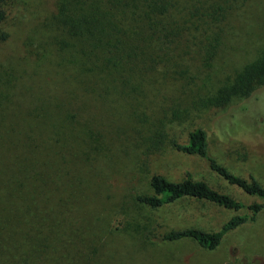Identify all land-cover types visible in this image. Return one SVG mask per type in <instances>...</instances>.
<instances>
[{"label":"rangeland","instance_id":"1","mask_svg":"<svg viewBox=\"0 0 264 264\" xmlns=\"http://www.w3.org/2000/svg\"><path fill=\"white\" fill-rule=\"evenodd\" d=\"M1 10L0 180L11 175L23 194L0 215L23 233L0 264H264V209L206 250L160 238L215 232L247 210L189 197L159 208L137 201L153 194L152 176L189 174L245 206L260 202L173 144L201 128L211 156L264 186V142L246 131L264 117V95L221 102L264 56V0H4ZM92 14L98 30L70 33L67 21Z\"/></svg>","mask_w":264,"mask_h":264},{"label":"trees","instance_id":"2","mask_svg":"<svg viewBox=\"0 0 264 264\" xmlns=\"http://www.w3.org/2000/svg\"><path fill=\"white\" fill-rule=\"evenodd\" d=\"M4 0H0V22L4 19V12L1 10V5ZM66 4H68L66 2ZM68 7L63 5L60 10L61 19L68 16ZM99 16L95 17L92 14L91 18L80 16L75 22L67 21L66 24L70 27V33L73 35H83V30L93 34V31L98 30L101 26ZM6 36L0 33V40H4ZM113 37L111 36L110 40ZM115 43H119L118 40H112ZM99 43V39H98ZM118 45L116 51H118ZM115 52V51H114ZM113 52V53H114ZM236 86L233 90H225L223 92V98L221 102L228 96H233L236 93L244 94L245 96L255 95L257 102L264 95V90L260 91L258 87H264V56L258 58L256 61L246 66L242 73L237 77L235 81ZM259 91V93H257ZM227 100V99H226ZM217 101V100H216ZM218 102V101H217ZM257 123L256 128L252 131L247 129L248 137H257L261 143L264 142V117ZM242 126L234 124L231 130L236 136H240L245 131L239 132ZM250 139V138H247ZM174 148L186 155H195L203 159L209 170L216 174L220 179L226 182L230 186H234L241 190L244 194L250 197H256L260 200L259 203H253L245 206L243 203L235 200L234 198L219 193L218 191L209 187L205 182L199 180H193L188 174L186 179L180 182H172L160 175H154L151 177L149 185L153 191L152 195H142L137 197V201L150 207L159 208L165 205H169L179 199L189 197L198 200L206 201L217 206H220L227 210L240 211L247 210V214L231 217L226 223H224L215 232H205L200 229H183V230H171L163 234L160 238L164 242H176L183 239H191L195 241L201 248L206 250H215L220 246L224 238L237 229L238 227L254 221L257 215L264 209V186H262L254 175H248V178L244 179L238 175L230 172L224 165L220 164L209 153L208 138L206 132L201 128L193 129L188 133L187 142L184 144H173ZM14 177L11 175L4 176L3 180H0V207L9 206L17 210L18 199L22 201V194L16 189H11V185L7 182ZM22 184L19 185L21 187ZM20 211L23 215L31 212L29 207L22 206ZM32 214H35L34 212ZM29 215L30 218H34L33 215ZM0 251L7 250L9 257L13 256L14 251L22 248L20 243L22 231H19L18 227L13 225V218H8L5 215H0ZM33 230V223L30 219L26 220ZM17 228V229H16ZM18 230V231H17ZM35 235V234H34ZM46 241V240H42ZM38 245L34 240L33 248ZM1 259V258H0Z\"/></svg>","mask_w":264,"mask_h":264}]
</instances>
